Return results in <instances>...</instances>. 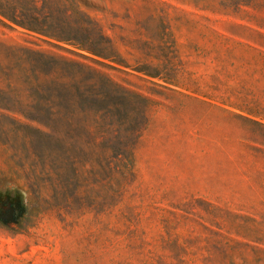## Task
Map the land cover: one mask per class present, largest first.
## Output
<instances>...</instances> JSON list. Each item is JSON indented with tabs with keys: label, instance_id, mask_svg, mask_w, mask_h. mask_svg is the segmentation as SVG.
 I'll list each match as a JSON object with an SVG mask.
<instances>
[{
	"label": "rangeland",
	"instance_id": "1",
	"mask_svg": "<svg viewBox=\"0 0 264 264\" xmlns=\"http://www.w3.org/2000/svg\"><path fill=\"white\" fill-rule=\"evenodd\" d=\"M61 3L111 58L0 22V264H264V0Z\"/></svg>",
	"mask_w": 264,
	"mask_h": 264
},
{
	"label": "trees",
	"instance_id": "2",
	"mask_svg": "<svg viewBox=\"0 0 264 264\" xmlns=\"http://www.w3.org/2000/svg\"><path fill=\"white\" fill-rule=\"evenodd\" d=\"M59 5H62V8ZM70 5L77 13L75 5L73 3ZM52 7L61 8L58 10L59 16L53 14ZM66 12L67 7L61 3V0H0V22L7 27L11 28L10 24H13L31 32L74 44L93 55L110 59L111 55L107 49L98 44L97 40L88 46L84 41L77 39V33L91 36L92 29L83 24H75L71 21L72 16Z\"/></svg>",
	"mask_w": 264,
	"mask_h": 264
}]
</instances>
